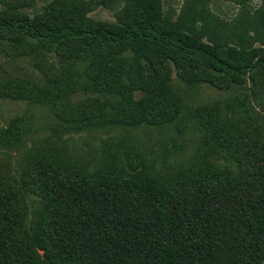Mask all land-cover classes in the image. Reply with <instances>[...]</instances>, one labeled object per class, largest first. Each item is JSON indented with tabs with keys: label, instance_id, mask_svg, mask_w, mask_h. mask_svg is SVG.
Wrapping results in <instances>:
<instances>
[{
	"label": "rangeland",
	"instance_id": "1",
	"mask_svg": "<svg viewBox=\"0 0 264 264\" xmlns=\"http://www.w3.org/2000/svg\"><path fill=\"white\" fill-rule=\"evenodd\" d=\"M0 18L54 30L118 31L145 23L194 32L222 49L264 50V0H0ZM130 50L89 52L34 40L23 29L0 34V181L19 194L17 209L29 234L45 209L30 185L35 160L62 177L143 175L161 189L192 170L229 162L221 153L206 156L191 111L220 105L238 88L187 85L171 65L151 74ZM149 80L163 86L153 98L165 101L154 99L144 111L147 95L137 88Z\"/></svg>",
	"mask_w": 264,
	"mask_h": 264
},
{
	"label": "trees",
	"instance_id": "2",
	"mask_svg": "<svg viewBox=\"0 0 264 264\" xmlns=\"http://www.w3.org/2000/svg\"><path fill=\"white\" fill-rule=\"evenodd\" d=\"M146 25L54 30L0 18V34L23 29L34 40L89 52L130 47L151 74L171 65L187 85L236 86L220 105L191 111L206 156L221 153L229 162L192 170L161 189L143 175L62 177L35 160L30 185L45 209L32 234L23 228L19 194L0 181V264H264V50L222 49L194 32ZM162 88L151 80L137 88L147 95L144 111L154 99L165 101L153 98Z\"/></svg>",
	"mask_w": 264,
	"mask_h": 264
}]
</instances>
